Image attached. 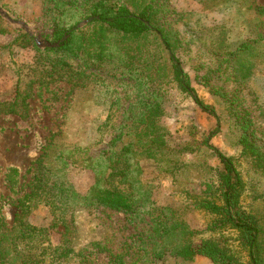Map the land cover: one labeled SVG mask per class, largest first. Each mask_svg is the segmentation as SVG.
Wrapping results in <instances>:
<instances>
[{
  "label": "rangeland",
  "instance_id": "rangeland-1",
  "mask_svg": "<svg viewBox=\"0 0 264 264\" xmlns=\"http://www.w3.org/2000/svg\"><path fill=\"white\" fill-rule=\"evenodd\" d=\"M96 1L0 0V221L11 226L21 211L20 201L40 177L41 202L26 221L46 230L36 232L27 248L21 247L19 263L109 264L107 253L100 252L105 249L124 264H212L205 258L185 261L168 253L154 260L149 235L157 211L134 216L98 206L75 207L64 214L65 222L69 225L73 220L76 228L65 240L64 225L53 226L50 206L44 202V178L64 181L85 193L95 171L87 159L136 141L132 130L121 128L134 119L129 109L146 96L160 101L163 116L158 123L168 133L166 147L157 157L160 161L139 160L141 180L150 187L154 207L175 210L188 231L202 232L193 241H219L243 260L236 233L207 232L211 217L190 205L189 196L200 195L204 183L223 169L204 145L216 121L172 80L169 52L159 36L152 32L139 38L115 37L105 43L106 56L95 66H88L92 59L84 52L59 62L58 54L46 51L55 46L52 19L63 13L70 25L88 28ZM254 4L264 6V0H153L152 23L169 39L199 99L219 117V132L209 144L238 164L244 181L241 202L258 222L264 260V175L240 157L238 145L241 119L247 118L254 141L264 149V15L254 13ZM93 26L97 28L92 25L87 35L93 33ZM88 37L84 42L93 51ZM244 43L251 50L237 53L234 70H227L230 52ZM79 82L84 86L76 85ZM15 99L18 113H8ZM74 147L87 153L75 152ZM10 170L17 172L12 187L7 180ZM158 243L164 245L162 239ZM65 248L73 252L66 258L61 256ZM81 251L83 262L76 256Z\"/></svg>",
  "mask_w": 264,
  "mask_h": 264
},
{
  "label": "trees",
  "instance_id": "trees-1",
  "mask_svg": "<svg viewBox=\"0 0 264 264\" xmlns=\"http://www.w3.org/2000/svg\"><path fill=\"white\" fill-rule=\"evenodd\" d=\"M152 3L153 0H149L148 3L138 0H98L92 7L93 20L88 28L84 29L70 25L67 21L68 17L62 13L57 19H52L51 44H55V46L47 48L46 51L58 54L59 62L64 56L69 58L77 56L78 52H84L92 59L88 66H95V64L103 62L106 56L103 54L105 43L115 37L139 38L152 32L159 36L162 46L169 52L172 80L201 111L209 114L216 121V128L206 137L204 145L216 156L223 169L216 174L214 179L204 183V190L200 195L189 196L190 205L193 209L202 211L211 217L206 224L207 232L234 231L237 236V247L243 252L244 259L242 260L240 255L219 241L212 239L193 241L192 237L200 235L202 232L188 231L176 218L175 210L169 207L155 208L154 203L150 200V187L141 180L142 172L139 160L148 158L160 161L157 157L166 147L168 134L158 123L163 116V110L160 101L155 96L143 97L129 109L134 119L121 129L127 127L132 130L135 142H129L116 151L111 149L103 151L95 159H87L91 163L92 170L95 171L94 182L85 193H78L64 181L52 182L44 178V202L50 206L55 221L53 226L59 222L64 225L65 240L66 235L70 234L71 228L73 230L76 228L73 226V220L69 225L65 222L64 214L72 211L75 207L98 206L116 213L134 216L142 213L151 216L153 211H157V216L153 218V231L149 235L150 252L154 260H160L168 253L185 261L205 258L212 264H264L258 222L251 211L244 208L241 202L244 181L237 168L238 164L235 159L226 157L209 144L210 138L219 132V117L212 107L199 99L191 87L188 75L184 73L179 60L173 53L169 39L153 25ZM252 7L256 15H264V6L254 4ZM92 25H96L97 28L93 26V33L87 35L85 31L89 30ZM87 36H90L87 39L93 51L84 42V38ZM250 50V44L244 43L235 51L230 52L229 59L226 61L227 70L229 68L234 70L237 53ZM239 68L240 71H238L242 74V78H245L247 74L244 73V66L240 65ZM77 76L81 79L84 78L82 73ZM76 85L82 87L84 83L79 82ZM103 85L108 90L110 89L109 84L103 83ZM16 94L18 96V91ZM16 106L15 99L9 105L7 112L17 114ZM241 120L243 133L238 140V145L241 148L240 157L250 163L254 172L264 175V149L257 145L253 139L254 131L250 130L252 124L250 119L242 118ZM74 148L75 152L87 153V149ZM41 165L40 160L37 172L41 171ZM46 167L44 165V172ZM16 173V170L9 171L7 180L11 187L14 186L12 184H15L14 175L16 176ZM39 180L40 177L36 178V181L34 179L35 182L31 184H35L32 191L20 201L21 211L14 218L11 226L0 221V264H26L24 261L19 263L16 257L17 253L20 252L21 247L27 248L33 242L36 232L44 233L46 231L45 229L38 230L26 221L30 210L41 202L38 199L42 194L39 192ZM123 185L124 187H121ZM165 237L166 240H169L168 243L163 240ZM161 239L163 246L158 243V240ZM100 252L107 253L109 264H124L119 257L109 251L102 249ZM70 254H73L71 249L65 248L61 256L66 258ZM76 256L82 262L85 260L83 251L77 253ZM19 257L21 258L22 255Z\"/></svg>",
  "mask_w": 264,
  "mask_h": 264
}]
</instances>
